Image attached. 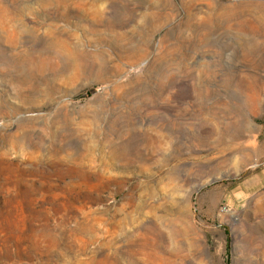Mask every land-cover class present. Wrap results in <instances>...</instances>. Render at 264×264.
Listing matches in <instances>:
<instances>
[{
  "label": "rangeland",
  "instance_id": "rangeland-1",
  "mask_svg": "<svg viewBox=\"0 0 264 264\" xmlns=\"http://www.w3.org/2000/svg\"><path fill=\"white\" fill-rule=\"evenodd\" d=\"M0 264H264V0H0Z\"/></svg>",
  "mask_w": 264,
  "mask_h": 264
}]
</instances>
